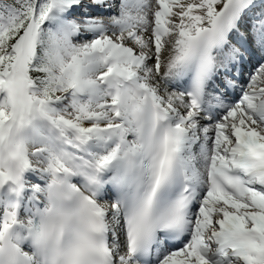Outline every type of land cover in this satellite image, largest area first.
<instances>
[{"label":"snow or ice","instance_id":"snow-or-ice-1","mask_svg":"<svg viewBox=\"0 0 264 264\" xmlns=\"http://www.w3.org/2000/svg\"><path fill=\"white\" fill-rule=\"evenodd\" d=\"M0 264H264V0H0Z\"/></svg>","mask_w":264,"mask_h":264}]
</instances>
